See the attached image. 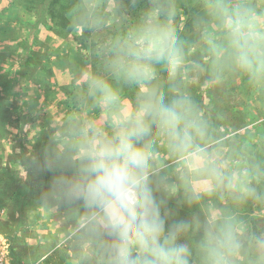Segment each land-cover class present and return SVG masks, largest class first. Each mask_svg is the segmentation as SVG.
<instances>
[{
  "label": "clouds",
  "instance_id": "1",
  "mask_svg": "<svg viewBox=\"0 0 264 264\" xmlns=\"http://www.w3.org/2000/svg\"><path fill=\"white\" fill-rule=\"evenodd\" d=\"M127 7L111 0L109 14L103 0H76L72 9L78 32L117 27L94 50L102 70L74 85L78 110L51 137L57 147L32 156L31 171L48 177L40 206L63 210L72 264H264V228L240 213L264 204V173L234 164L188 88L236 75L264 97V0H145L134 16Z\"/></svg>",
  "mask_w": 264,
  "mask_h": 264
},
{
  "label": "rangeland",
  "instance_id": "2",
  "mask_svg": "<svg viewBox=\"0 0 264 264\" xmlns=\"http://www.w3.org/2000/svg\"><path fill=\"white\" fill-rule=\"evenodd\" d=\"M29 2L0 0V65L8 70L9 81V88L4 89L5 79L0 78V103L10 107L0 138V233L7 238L9 253L14 249L15 264H72L74 247L62 242L66 229L63 210L40 206V192L48 177L34 173L30 182L27 168H31L33 154L45 146L57 147L51 137L78 110L74 85L86 71L102 70L94 50L117 26L109 20L108 30L90 33L83 40L82 32L60 30L44 7L34 9ZM144 2L139 1L137 10L125 15H136ZM103 3L110 14L111 0ZM189 25L186 16L178 19L181 31L193 41L190 55H196L200 46ZM20 44L32 54L28 66L21 61L25 55L21 60L18 56ZM188 88L225 141L226 150L235 154L234 164L259 165L264 173V97L254 96L246 81L236 75L215 86L191 81ZM125 92L133 95L132 90ZM94 114L98 116V110ZM173 173L171 166L162 170L169 182L175 180ZM257 188L264 191V187ZM240 213L254 229L264 228V204L250 200ZM182 215H190L187 205Z\"/></svg>",
  "mask_w": 264,
  "mask_h": 264
},
{
  "label": "trees",
  "instance_id": "3",
  "mask_svg": "<svg viewBox=\"0 0 264 264\" xmlns=\"http://www.w3.org/2000/svg\"><path fill=\"white\" fill-rule=\"evenodd\" d=\"M49 1L48 3L43 2V0H30V7L34 9H38L41 7H44L46 14L50 17V20L60 29V30H66L70 32L72 29H74L72 25V15L67 16V13L71 12L72 9L76 3V0H46ZM139 1L141 0H136L135 5H133L132 0H122L123 4L128 6L125 11V13H129L131 11L137 10L136 6L138 5ZM145 1V0H142ZM26 7V6H25ZM190 30L191 29V24L189 25ZM115 31V30H113ZM113 31H110V34H112ZM83 34V40L84 38H87L90 33L82 32ZM21 52L19 53L20 60L24 56L25 58L22 61V63L25 66H28L32 62V54L30 52H27L26 45L20 44ZM28 56V59H27ZM8 70H5L2 68L0 65V78L5 79V88H9V81H8V76L6 75ZM1 85V84H0ZM10 108V107H9ZM9 108L4 104L0 103V138H2V135L5 130V122L7 115L5 112L9 110ZM10 111V110H9ZM6 115V116H5ZM2 134V135H1ZM33 172L31 171V168H27V176L30 182L33 181ZM258 187H264V179H261L258 181L257 184ZM10 257H11V262L12 264H15L14 258H15V253L14 249H10Z\"/></svg>",
  "mask_w": 264,
  "mask_h": 264
},
{
  "label": "built area",
  "instance_id": "4",
  "mask_svg": "<svg viewBox=\"0 0 264 264\" xmlns=\"http://www.w3.org/2000/svg\"><path fill=\"white\" fill-rule=\"evenodd\" d=\"M0 264H11L7 238L0 233Z\"/></svg>",
  "mask_w": 264,
  "mask_h": 264
},
{
  "label": "crops",
  "instance_id": "5",
  "mask_svg": "<svg viewBox=\"0 0 264 264\" xmlns=\"http://www.w3.org/2000/svg\"><path fill=\"white\" fill-rule=\"evenodd\" d=\"M8 16H10V15H8ZM10 17H11V16H10ZM17 46H18V45H17ZM17 49H18L17 51H19L20 47H18ZM20 51H21V50H20ZM17 53H18V52H17ZM19 53H20V52H19ZM19 53H18V55H19Z\"/></svg>",
  "mask_w": 264,
  "mask_h": 264
}]
</instances>
